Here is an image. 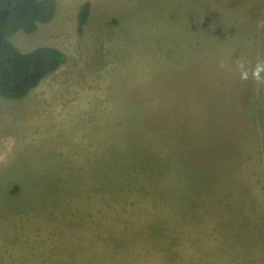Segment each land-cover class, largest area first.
Segmentation results:
<instances>
[{
	"label": "rangeland",
	"instance_id": "374dc122",
	"mask_svg": "<svg viewBox=\"0 0 264 264\" xmlns=\"http://www.w3.org/2000/svg\"><path fill=\"white\" fill-rule=\"evenodd\" d=\"M57 3L10 38L67 62L0 96V264H264V0Z\"/></svg>",
	"mask_w": 264,
	"mask_h": 264
},
{
	"label": "trees",
	"instance_id": "16d2710c",
	"mask_svg": "<svg viewBox=\"0 0 264 264\" xmlns=\"http://www.w3.org/2000/svg\"><path fill=\"white\" fill-rule=\"evenodd\" d=\"M57 0H0V96L11 100L26 98L50 75L67 62L60 49L43 46L23 52L10 38L19 31L35 33L41 25L56 17ZM90 14V3L80 12L85 24Z\"/></svg>",
	"mask_w": 264,
	"mask_h": 264
}]
</instances>
